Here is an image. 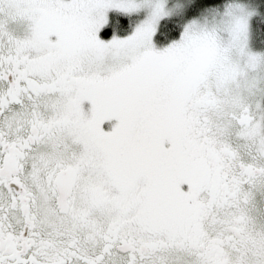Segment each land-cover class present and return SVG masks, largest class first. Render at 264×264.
Returning <instances> with one entry per match:
<instances>
[{"label":"snow or ice","instance_id":"obj_1","mask_svg":"<svg viewBox=\"0 0 264 264\" xmlns=\"http://www.w3.org/2000/svg\"><path fill=\"white\" fill-rule=\"evenodd\" d=\"M262 34L264 0H0V264H264Z\"/></svg>","mask_w":264,"mask_h":264},{"label":"rangeland","instance_id":"obj_2","mask_svg":"<svg viewBox=\"0 0 264 264\" xmlns=\"http://www.w3.org/2000/svg\"><path fill=\"white\" fill-rule=\"evenodd\" d=\"M254 46H256V47H260V46H262V45H260L256 40L254 41Z\"/></svg>","mask_w":264,"mask_h":264},{"label":"trees","instance_id":"obj_3","mask_svg":"<svg viewBox=\"0 0 264 264\" xmlns=\"http://www.w3.org/2000/svg\"><path fill=\"white\" fill-rule=\"evenodd\" d=\"M262 35H264V34H262ZM259 40H260V37H257L256 38V41L259 43ZM260 44V43H259ZM261 45V44H260Z\"/></svg>","mask_w":264,"mask_h":264}]
</instances>
